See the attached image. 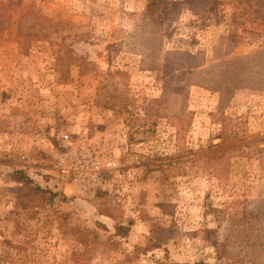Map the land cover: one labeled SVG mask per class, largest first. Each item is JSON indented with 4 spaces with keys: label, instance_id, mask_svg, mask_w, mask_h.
I'll return each mask as SVG.
<instances>
[{
    "label": "rangeland",
    "instance_id": "rangeland-1",
    "mask_svg": "<svg viewBox=\"0 0 264 264\" xmlns=\"http://www.w3.org/2000/svg\"><path fill=\"white\" fill-rule=\"evenodd\" d=\"M148 2L0 0V264H264V24ZM90 143L102 183L59 169Z\"/></svg>",
    "mask_w": 264,
    "mask_h": 264
},
{
    "label": "trees",
    "instance_id": "trees-1",
    "mask_svg": "<svg viewBox=\"0 0 264 264\" xmlns=\"http://www.w3.org/2000/svg\"><path fill=\"white\" fill-rule=\"evenodd\" d=\"M163 0H149L148 5H147V13L150 16V18H156L157 13L160 10L161 3ZM230 3L234 7V21L236 22H243V21H250V22H258L264 24V12L261 14V10L255 9L252 5L253 0H230ZM261 51L264 52V47L261 48ZM230 48L228 49L227 54L229 55ZM257 54H259L258 51H256ZM255 53L250 54L249 56H253ZM249 56L243 57L244 60L246 58H249ZM240 55H234L232 62H243V58ZM229 57H226V55L223 56L222 58V64H226L227 61L229 60ZM235 68L233 70H229V74L232 76L230 82L232 85H235L236 87H241L242 83L246 81V79L249 77L248 74L244 72L242 68H237L236 63H235ZM236 77L239 79V84H236L233 77ZM222 84V82H220ZM235 87V88H236ZM233 88H228V93H233ZM15 175H17L19 180L22 181H29L31 178L28 176V174L23 171V170H16ZM117 233L123 236L128 235L130 231V225H118L117 228ZM228 264H246L245 262L242 261H232L229 262Z\"/></svg>",
    "mask_w": 264,
    "mask_h": 264
},
{
    "label": "built area",
    "instance_id": "built-area-1",
    "mask_svg": "<svg viewBox=\"0 0 264 264\" xmlns=\"http://www.w3.org/2000/svg\"><path fill=\"white\" fill-rule=\"evenodd\" d=\"M62 137L65 143L71 142L70 134H64ZM72 147L74 148L69 152V156L65 154L59 158V169L62 173H74L79 179L87 181L94 179L102 183V174L117 165L115 161L107 158L104 149L91 143L81 144L79 148L78 145Z\"/></svg>",
    "mask_w": 264,
    "mask_h": 264
}]
</instances>
